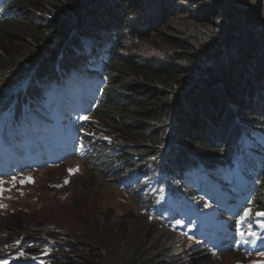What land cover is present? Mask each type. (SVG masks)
<instances>
[{
	"label": "trees",
	"instance_id": "trees-1",
	"mask_svg": "<svg viewBox=\"0 0 264 264\" xmlns=\"http://www.w3.org/2000/svg\"><path fill=\"white\" fill-rule=\"evenodd\" d=\"M97 1L0 0V177L60 167L80 155L111 178L140 207L147 228L123 217L119 229L129 243L110 251L108 264H176L177 249L149 235L155 228L215 249L226 237L224 212L241 227L251 210L247 219L264 225L257 215L264 213L259 5ZM46 5L56 17L45 15ZM139 17L154 30L134 31L128 24ZM168 25L173 40L160 32ZM16 33L24 48L13 45ZM155 33L170 41L168 65L130 57L136 41L156 45ZM94 115L107 124L89 132ZM6 222L10 243L0 264H87L95 257V245L81 257L78 243L29 227L25 215ZM242 240L233 249L243 248ZM246 251L254 255L255 247Z\"/></svg>",
	"mask_w": 264,
	"mask_h": 264
},
{
	"label": "rangeland",
	"instance_id": "rangeland-1",
	"mask_svg": "<svg viewBox=\"0 0 264 264\" xmlns=\"http://www.w3.org/2000/svg\"><path fill=\"white\" fill-rule=\"evenodd\" d=\"M97 3L93 4V10ZM253 4L260 7L255 23L264 26V2L255 0ZM46 7L48 9L44 11L45 15L52 13L53 17H56L58 10L51 12L52 8L48 5ZM90 9L86 11L88 15L84 19L86 22L91 17ZM35 21L33 20V23L38 25L39 22ZM128 25L140 33L154 30L152 22L150 25L146 24L142 17L136 18ZM161 30L160 32L171 39L175 38L176 30H171L170 25ZM15 35L17 38L12 41L13 45L24 48L19 44L20 34ZM153 40L156 45L143 40L136 41L137 45L130 47V57L143 61L158 59L168 65L166 53L169 51L164 48L169 44L168 38H160L155 33ZM0 93H5V87L0 88ZM106 124L94 115L89 132L100 131ZM41 169H28L26 173L13 179L0 177V254L3 250H8L10 238L5 227L7 218L13 214L25 215L29 227L38 229L46 235L60 234L65 236L66 242L78 243L81 246L79 250L81 257L86 253L83 250L86 245H95V257L88 258L87 264H108L104 259L111 253L110 251H118L119 248L124 249L125 245H128L129 239L125 238L119 229L123 217L137 218L141 222H138L141 230L146 231L147 226L142 223L147 220L143 217L140 207L118 190L112 184L111 178L91 170L80 155L60 167ZM250 212L252 213L251 210ZM225 215L226 212L220 217L226 223L221 227L226 230V237L215 249H211L205 241L199 244L198 240L194 242L183 240L184 236L179 230L172 233L163 230L162 234L155 228L149 235L158 233L162 238L164 236L161 239L162 243L167 242L172 249H177L174 257L176 264H264V225L254 224L251 220L243 218L240 227L239 223ZM193 228L194 226H189L187 230ZM250 230L256 234L255 237L247 235ZM242 232L245 233L242 240L243 248L233 249L234 242ZM219 233H224V230H220ZM102 239L106 246L95 243V240ZM247 245L255 247L254 255H248Z\"/></svg>",
	"mask_w": 264,
	"mask_h": 264
},
{
	"label": "snow or ice",
	"instance_id": "snow-or-ice-1",
	"mask_svg": "<svg viewBox=\"0 0 264 264\" xmlns=\"http://www.w3.org/2000/svg\"><path fill=\"white\" fill-rule=\"evenodd\" d=\"M83 119L87 120L88 117L85 116ZM29 182H31L30 181V178H29ZM244 215H245V218H247L248 216H250L251 215L250 210L249 211H246ZM257 215L264 216V213H258ZM240 235L243 238L245 236V233L242 232ZM247 235L252 236V237H255L256 236V234L254 232H252L251 230L249 231V233Z\"/></svg>",
	"mask_w": 264,
	"mask_h": 264
},
{
	"label": "bare ground",
	"instance_id": "bare-ground-1",
	"mask_svg": "<svg viewBox=\"0 0 264 264\" xmlns=\"http://www.w3.org/2000/svg\"><path fill=\"white\" fill-rule=\"evenodd\" d=\"M238 263H240V262H238Z\"/></svg>",
	"mask_w": 264,
	"mask_h": 264
}]
</instances>
